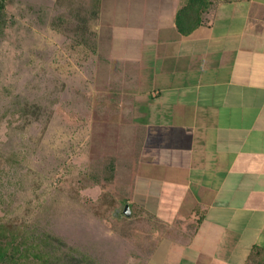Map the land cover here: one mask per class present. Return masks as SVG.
<instances>
[{"label": "rangeland", "instance_id": "374dc122", "mask_svg": "<svg viewBox=\"0 0 264 264\" xmlns=\"http://www.w3.org/2000/svg\"><path fill=\"white\" fill-rule=\"evenodd\" d=\"M131 1L3 0L0 14V224L50 231L97 264H149L191 234L133 195L147 131L123 108L132 71L115 39Z\"/></svg>", "mask_w": 264, "mask_h": 264}, {"label": "crops", "instance_id": "0c3cea01", "mask_svg": "<svg viewBox=\"0 0 264 264\" xmlns=\"http://www.w3.org/2000/svg\"><path fill=\"white\" fill-rule=\"evenodd\" d=\"M131 2L115 39L123 108L147 131L133 195L191 231L149 264H264V0H212L188 34L187 0Z\"/></svg>", "mask_w": 264, "mask_h": 264}, {"label": "trees", "instance_id": "16d2710c", "mask_svg": "<svg viewBox=\"0 0 264 264\" xmlns=\"http://www.w3.org/2000/svg\"><path fill=\"white\" fill-rule=\"evenodd\" d=\"M212 0H187L176 15L180 32H192L204 20ZM5 5L0 0V14ZM0 264H97L95 259L50 231L0 224Z\"/></svg>", "mask_w": 264, "mask_h": 264}, {"label": "water", "instance_id": "95a60500", "mask_svg": "<svg viewBox=\"0 0 264 264\" xmlns=\"http://www.w3.org/2000/svg\"><path fill=\"white\" fill-rule=\"evenodd\" d=\"M125 214L126 215H129L130 214V209H129V206L128 205H126V208H125Z\"/></svg>", "mask_w": 264, "mask_h": 264}]
</instances>
